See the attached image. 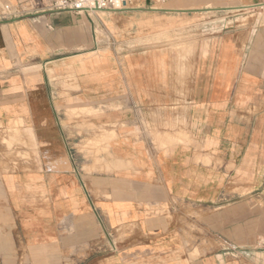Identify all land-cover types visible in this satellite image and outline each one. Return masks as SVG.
Instances as JSON below:
<instances>
[{
	"label": "crops",
	"instance_id": "1",
	"mask_svg": "<svg viewBox=\"0 0 264 264\" xmlns=\"http://www.w3.org/2000/svg\"><path fill=\"white\" fill-rule=\"evenodd\" d=\"M261 1L0 0V264H264Z\"/></svg>",
	"mask_w": 264,
	"mask_h": 264
},
{
	"label": "built area",
	"instance_id": "2",
	"mask_svg": "<svg viewBox=\"0 0 264 264\" xmlns=\"http://www.w3.org/2000/svg\"><path fill=\"white\" fill-rule=\"evenodd\" d=\"M133 0H51L53 11H67L73 13H93L96 11L121 10L129 8ZM7 9V8H6ZM12 13L5 10L0 14L6 19Z\"/></svg>",
	"mask_w": 264,
	"mask_h": 264
},
{
	"label": "rangeland",
	"instance_id": "3",
	"mask_svg": "<svg viewBox=\"0 0 264 264\" xmlns=\"http://www.w3.org/2000/svg\"><path fill=\"white\" fill-rule=\"evenodd\" d=\"M256 7H264V1H261V4H259V5H256ZM250 8H252V7H250ZM244 9H249V8H244ZM242 13V14H241ZM244 13H246V12H240L238 15L239 16H235L234 18L235 19H245V18H247L248 19V15H251V14H244ZM221 18H225V14H224V16H221ZM228 19H230V18H228ZM227 19V20H228Z\"/></svg>",
	"mask_w": 264,
	"mask_h": 264
}]
</instances>
